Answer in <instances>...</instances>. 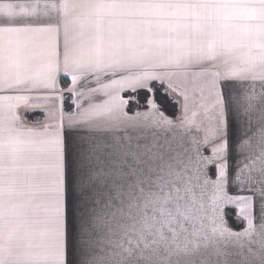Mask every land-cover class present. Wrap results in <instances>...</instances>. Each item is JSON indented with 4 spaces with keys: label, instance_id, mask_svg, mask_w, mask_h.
Masks as SVG:
<instances>
[{
    "label": "snow or ice",
    "instance_id": "snow-or-ice-1",
    "mask_svg": "<svg viewBox=\"0 0 264 264\" xmlns=\"http://www.w3.org/2000/svg\"><path fill=\"white\" fill-rule=\"evenodd\" d=\"M0 264H264V0H0Z\"/></svg>",
    "mask_w": 264,
    "mask_h": 264
},
{
    "label": "crops",
    "instance_id": "crops-1",
    "mask_svg": "<svg viewBox=\"0 0 264 264\" xmlns=\"http://www.w3.org/2000/svg\"><path fill=\"white\" fill-rule=\"evenodd\" d=\"M27 119L29 121H34V120H37V119H43V116H42V113H40V112L29 113L27 115Z\"/></svg>",
    "mask_w": 264,
    "mask_h": 264
}]
</instances>
